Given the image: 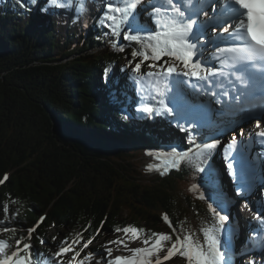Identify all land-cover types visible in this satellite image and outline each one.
Wrapping results in <instances>:
<instances>
[{"label":"trees","instance_id":"16d2710c","mask_svg":"<svg viewBox=\"0 0 264 264\" xmlns=\"http://www.w3.org/2000/svg\"><path fill=\"white\" fill-rule=\"evenodd\" d=\"M25 5L0 4V179L8 177L0 184V221L16 229L1 232L3 240L14 250V237L28 243L27 230L35 226L30 241L35 258L57 253L64 241L91 240L88 246L97 247L102 239L121 236L143 245L146 236L163 228L172 233L171 221L182 235L191 233L201 242V232L211 225L201 211L205 202L220 206L234 221L226 192L214 191L218 180L211 166L218 161L227 190L237 196L236 178L226 170L220 149L206 156L194 151L161 174L144 168L147 154L166 157L173 146L185 148L188 133L175 127L177 135L157 137L135 121L132 95L121 83L131 48L112 47L122 36L105 39V21L93 18L76 36L65 31L60 38L51 23L42 21L44 0H25ZM185 112L196 118L188 107ZM188 116L180 121L184 127ZM206 124L207 118L197 140ZM124 227L143 231L125 234ZM218 230L222 240L239 238L229 222L222 221ZM74 248L85 254L82 243Z\"/></svg>","mask_w":264,"mask_h":264},{"label":"snow or ice","instance_id":"6c2138e0","mask_svg":"<svg viewBox=\"0 0 264 264\" xmlns=\"http://www.w3.org/2000/svg\"><path fill=\"white\" fill-rule=\"evenodd\" d=\"M16 2L21 7L26 6L25 0ZM104 2L106 8L97 19L105 21L102 27L110 29L114 37L122 36V42L114 41L112 47L118 48L120 52L131 48L132 59L121 71L128 73L127 78L137 86L143 79H151L153 84L160 85L155 94L148 98V106L137 110L145 114L171 116L176 121L177 129L188 133L185 139L189 147L178 151L173 146V155L183 160L193 154L194 149L196 156L211 155L212 150L220 149L226 158V170L230 176H235L236 161L233 150L237 147L235 138L243 135V128L233 131L232 139L227 144H223L216 137L211 142L201 140L197 143L196 128L207 118L208 111L193 113L196 118L187 121L188 127H184L180 121L186 120V114L171 106L175 101L168 96L172 91L169 85L179 79L181 84L186 83L191 88L194 96H209L215 104H223L229 110L243 107L247 90L251 87L250 82L255 79L254 75H246L248 70H258L260 79L264 80V0H190V7L186 6L189 0H149L147 4H143V0H137L135 4H128L126 7L120 6L122 0ZM47 3L50 6L57 5V0H47ZM142 4L143 7L140 8ZM225 5L227 16L221 11ZM137 8H140L141 15L146 13L140 22H137ZM209 45L214 46V51L210 57H206L205 52ZM148 61L150 63H145ZM214 62H218L219 66ZM142 66H146L149 71H142ZM104 76L107 79V69ZM224 79H229L232 87L228 91H216L215 89L223 85ZM225 97H230V100ZM124 118L127 119V116ZM260 123L261 119L257 118V128ZM253 135L264 139V131L255 132ZM173 166H176L175 161ZM199 171L204 173L207 169L200 168ZM7 179L5 175L0 179V184ZM261 191L264 196V189ZM243 194V187L238 185L236 195ZM247 203L245 200L244 204ZM3 211L6 215L9 213L7 204L3 205ZM213 211L220 221L228 220V215L218 205ZM257 216L262 217L264 214L258 212ZM165 219L167 220V215ZM169 225L172 233H153L146 236L142 242L144 247L131 249L134 254L131 258L117 255L108 264H163L175 256L182 257L187 264H230L227 241L215 238L205 230L203 242H198L191 233L182 235L171 225V221ZM15 231L16 229L8 226L7 221H0V232ZM27 231L29 242L24 243L23 237H14V250L8 242L0 239V264H43L42 254L35 258L32 255L30 241L35 226ZM122 231L125 234H136L143 230L124 227ZM220 231L223 236L224 229ZM91 242L81 239L67 244L64 241L55 255L60 257L74 251L77 243H82L83 248H87ZM261 243L264 244V241ZM124 246L127 248L126 243ZM107 252L111 255L112 249L108 248ZM76 255L79 256L80 253L77 252ZM92 255L88 253L84 260L90 259ZM84 260H80L78 264H84Z\"/></svg>","mask_w":264,"mask_h":264},{"label":"rangeland","instance_id":"374dc122","mask_svg":"<svg viewBox=\"0 0 264 264\" xmlns=\"http://www.w3.org/2000/svg\"><path fill=\"white\" fill-rule=\"evenodd\" d=\"M2 0H0V4H1ZM149 2V1H148ZM146 2V4L148 3ZM122 4V3H121ZM127 4L123 1V4ZM135 4V3H134ZM105 2L104 0H71V3H69V0H57V5H53L50 6L47 3V0H44V8L43 9H47V11H42L40 13V15L43 16V22H49L52 24L55 33L57 34V36H59L60 38L63 37L62 34L63 32L67 31L70 34H73L76 36V33L78 34L80 32V29L82 27H88V23L91 19L95 18L97 19L98 17L101 16L102 11L105 9ZM111 15V13L109 14ZM138 15H140V10L138 11ZM146 15V13L143 15V17L138 16V20L137 22H140L144 19V16ZM118 21V20H117ZM101 30L103 32V37L105 39H109L111 41L112 37L114 38V36L111 34L110 29H108L107 27H102L101 26ZM107 33V34H106ZM78 39L75 37L71 42L74 43L76 42ZM207 53V52H205ZM142 71H149V69L146 66H142ZM115 73H117L115 71ZM126 76L128 77V73H126ZM143 79V78H142ZM128 80L127 83V89L133 94L132 100L135 101L136 103V109H135V113L137 114L136 116L139 117V119L135 118V121H139L142 122L144 124V129L148 132H152L154 135H157V137H173L175 135H177L176 132V121L171 117V116H158V115H154V114H145L142 111H138V108H142L144 106H148V98L152 95L155 94L156 88L159 87L160 85L158 84H153V88L154 90L152 91H147L146 87L143 86L142 88H140V86L133 84V82L130 79H125ZM144 81H147L148 79H143ZM131 81V82H130ZM176 81V80H175ZM171 83L169 86L171 87L172 91L168 93V96L171 98V93L174 92L173 87H174V82ZM149 87V86H148ZM149 89L151 90V88L149 87ZM141 94L143 95V99H141ZM188 98H191L190 94L186 95ZM178 101V100H177ZM191 103V102H190ZM181 104V103H180ZM174 110L177 111H182L185 114H189L187 112H185V107L182 105L180 107L178 106H173L171 105ZM191 106H196L195 103H191ZM219 107V108H218ZM196 109V108H194ZM208 112V120H207V124L204 127L203 133H201L200 138L198 140H204L209 142L210 140H212L214 136L215 131H219V129H216L218 127L217 123L218 121H222V119H224V115L226 114V112L224 110H222L220 108L219 105L215 104L214 102L211 103V110H207ZM227 111H230L229 109H227ZM188 116V115H186ZM257 118H255L256 120ZM261 123L259 128L256 127V123H254L252 126L253 128L250 130L251 133V139L254 138V133L257 131H264V118H261ZM193 120L192 116H188V120L190 121ZM215 127V129H214ZM220 128V127H218ZM196 132H200V126H198L196 128ZM164 138V137H163ZM246 139V140H245ZM243 139V144H245L250 137H247ZM197 140V141H198ZM237 147L233 150V154L237 155ZM261 152L262 154H264V151L262 152L259 150H256L255 153H259ZM156 153H161L160 150H156ZM254 154V153H253ZM245 161H248V159L243 158ZM264 161V158H261ZM155 162H156V156H154L153 154H147L146 155V161L144 164V168L146 169V171L149 174H160L162 172H165L167 170V167L163 168L162 170L159 169L157 170V167L155 166ZM177 162H175L176 165ZM248 163V162H247ZM246 163V164H247ZM254 165V164H253ZM173 166V164H172ZM155 167V168H154ZM255 168V166H254ZM250 169V174L249 176L246 177V186L248 188V196L253 198V196L256 193L251 190L252 188V179L254 181L255 184H257V186L259 187V182H258V178L257 177H253L254 176V170H252L251 167H249ZM252 170V172H251ZM249 177V179H248ZM260 181V180H259ZM257 187V188H258ZM217 191V190H214ZM213 193H216L214 192ZM262 194V193H261ZM210 196H213V194H210ZM246 199V197H245ZM261 199L263 200L262 204L260 205V208L258 209L259 212H262V210H264V196H261ZM236 203H234V205H232L234 208L231 210L230 207H228V211H231L232 215L235 217V220H237L238 224L242 226V223H244L245 228H246V234L244 235V229H242V234L244 239H246V242H250V241H257V234H253L250 227L251 225H259L258 223H251L252 221L256 222L257 219L256 218V214L255 211L257 210H251L249 208L248 205H245L244 199L242 198H238L236 197ZM247 200V199H246ZM248 201V200H247ZM227 204V203H226ZM228 205V204H227ZM215 206H213L210 202L207 203L205 202L204 206L201 208V211L203 213L206 214L207 218L205 222L208 223L210 222V227L208 230V233L211 236H214L215 238H218V232L217 229H219L220 226V219L218 215H215L213 209ZM219 208H221L219 206ZM235 210V212H234ZM226 213V212H224ZM226 214L230 215L229 212H227ZM248 215V216H247ZM248 217L253 218V219H248ZM205 218V215H203L202 220ZM230 219L228 218V222L230 223ZM205 223V224H206ZM197 228V226H196ZM201 232V231H200ZM217 232V233H216ZM159 233H168V231L166 230V228H163L159 231ZM217 235H216V234ZM198 236L200 237V233L197 231L196 233ZM201 234H203L201 232ZM260 234V232H259ZM256 235V236H255ZM219 236H220V232H219ZM2 233L0 232V239H2ZM198 239V238H196ZM204 240V238H203ZM203 240H201V242H203ZM112 241H118L117 243H109ZM229 242V241H227ZM127 244V248H125L124 244ZM9 246L12 248L11 243H8ZM244 244V243H243ZM241 244V246L243 245ZM246 245V244H245ZM136 247H143V245L141 244L140 240L136 239V238H132L130 241H128L127 239H124L121 236L118 237H109V238H105L101 240V244L98 245L97 247H90L88 246L86 248V250L89 253H92L93 255L90 257V259L84 260V258L87 255H81V256H77L76 253H74V251L76 250L74 248V251H70L65 253L63 256L57 257L55 254H51L49 255H43V263L44 264H78V262L80 260H84V264H108V261L110 260H114L115 256L120 255V256H124V257H128L131 258L134 254L131 252L132 248H136ZM79 248V247H78ZM111 248L112 249V253L111 255L108 254L107 249ZM95 249H98V252H95ZM85 250V252H86ZM244 250H248V252L244 251ZM228 251V250H227ZM249 247H244L243 250L241 251H235L234 250V255H230L229 251H228V256L230 258V264H252V256L249 252ZM243 262V263H242ZM163 264H187L185 259H176V257L164 261Z\"/></svg>","mask_w":264,"mask_h":264},{"label":"bare ground","instance_id":"6f19581e","mask_svg":"<svg viewBox=\"0 0 264 264\" xmlns=\"http://www.w3.org/2000/svg\"><path fill=\"white\" fill-rule=\"evenodd\" d=\"M186 6H187V4H186ZM222 9H223V7L221 8V11H222ZM227 14L228 13H224L225 16H227ZM213 51H214V46L213 45H209L208 48H207V50H206L207 53L205 54V56L206 57H210ZM214 63H216V62H214ZM152 85H153L152 80L151 79H148L147 81H144L143 80V82L139 86H140V88H142L143 86H145L146 89H147V91L149 92V91L154 90V88H153ZM148 86L151 88V90L149 89ZM173 90H174V92H172L170 95H171V98L174 101H175V99H181V98L184 97L186 100H189L192 103H197V104H200L201 106H204V107L206 106L207 108L209 107V104L211 103V99L212 98L204 97V96H194V95H192L191 88L186 83L185 84H181L179 79H177L174 82ZM215 90L216 91H221L223 89L219 90L217 88ZM223 91H225V90H223ZM189 94H190L191 98H188L186 96V95H189ZM175 106H177V105H175ZM257 109L258 108H252V112L256 111ZM224 111L226 112V114L224 115L225 118L222 119V121H218V123H217L218 127H220L221 125H222V127L221 128H218L217 127L216 129L221 130V129H224L229 124H231L233 115L234 116H238V115L242 116L243 115V110L241 108H234V109H232L230 111H227V108H225ZM249 111H251V110L249 109ZM248 114L251 115V113H249V112H248ZM255 143L259 146V144L257 142V139H255ZM262 147H263V144H261V148ZM258 150L261 151L260 149H258ZM237 153H238V151H237ZM253 153H254V144H251V143L247 145V150L244 149L243 152L240 153V155L243 158L248 159V161H245L244 160L245 164H244L243 169H242V174H243L242 177H243V179H245L244 180L245 186H246V183H245L246 182V177L249 176V174H250L249 167H251L252 170H254V173L255 174H254L253 177H257L258 178V175L260 174V171H261L262 164L264 165L263 159L261 160V158H264V154H262L261 152L256 153V154L255 153L253 154ZM175 160L176 159L173 158V157H168V158H165L162 161L155 162V166L157 167V170H159V169L162 170L163 168L170 166ZM254 166H255V168H254ZM252 170H251V172H252ZM219 178H220V180H222L221 177H219ZM248 179H249V177H248ZM263 179H264V177H262V176L259 178V180H261L263 182V188L262 189H264V181H263ZM252 182H253V184H252L253 186H252L251 190H252V192L253 191L255 192V190L257 191V187L258 186H257V184L254 183L253 179H252ZM246 188H247V186H246ZM236 201L237 200H234L233 202L236 203ZM248 206H249V208L251 210L256 209V206H257V208L259 207L258 202L255 200V198H253L252 204H250L248 202ZM234 212H235V210H234ZM233 218H235V217L233 216ZM236 222H237V220H236ZM238 225L241 227L240 224H238ZM254 226L250 227V229H251V231H252L253 234H257V238H258L260 236L259 233H258L259 226L258 225H254ZM241 229H242V227H241ZM253 242H259V240L253 241ZM250 243H251V241L250 242L247 241V244L248 245H250ZM249 252L250 253H248V254H251V256L254 259H257V255L259 254L260 251L258 249H256V244H254L253 250H250ZM254 262H257V260H255Z\"/></svg>","mask_w":264,"mask_h":264},{"label":"flooded vegetation","instance_id":"af4514ba","mask_svg":"<svg viewBox=\"0 0 264 264\" xmlns=\"http://www.w3.org/2000/svg\"><path fill=\"white\" fill-rule=\"evenodd\" d=\"M262 160V159H261ZM264 163V162H263ZM264 177V165L262 164V167H261V171H260V174L258 175V182H259V187L257 188V191H256V193H255V195L253 196V198H255V200L258 202V205H259V203H260V201H261V193H262V188H263V182L260 180L259 181V178L260 177ZM253 198H251V197H249L248 196V193H247V197H246V199L248 200V202L250 203V204H252V200H253ZM248 204V203H247ZM252 219V218H251ZM250 219V220H251ZM242 226H243V228L242 229H244V235H245V233H246V228H245V225H244V223H242ZM252 226H254L253 224L251 225V227ZM255 227V226H254ZM256 228V227H255ZM263 238L262 237H258L256 240H259V242H253V241H251V243H250V245H248L247 244V242H245L244 244H243V246L244 247H246V245H247V247H249V250H253V248H254V244H256V249H258L260 252H259V254L257 255V258L258 257H260V256H262L263 254H264V245L261 243ZM246 244V245H245ZM246 251V250H245ZM258 261V260H257Z\"/></svg>","mask_w":264,"mask_h":264},{"label":"water","instance_id":"95a60500","mask_svg":"<svg viewBox=\"0 0 264 264\" xmlns=\"http://www.w3.org/2000/svg\"><path fill=\"white\" fill-rule=\"evenodd\" d=\"M226 222H228V220H227ZM220 223H222V221H220ZM228 251H229V252L232 251L231 248H230V246H229V248H228Z\"/></svg>","mask_w":264,"mask_h":264}]
</instances>
